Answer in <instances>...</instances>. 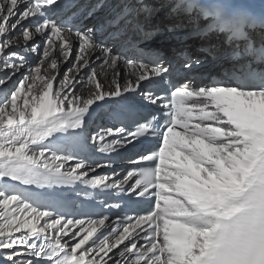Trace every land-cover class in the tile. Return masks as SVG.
<instances>
[{"label":"snow or ice","instance_id":"snow-or-ice-1","mask_svg":"<svg viewBox=\"0 0 264 264\" xmlns=\"http://www.w3.org/2000/svg\"><path fill=\"white\" fill-rule=\"evenodd\" d=\"M176 7L208 21L197 35L224 34L231 51L208 55L230 67L208 84L185 78L158 95L144 85L169 67L128 58L95 26H78L81 0H0L3 264H264V9L238 0ZM138 11L129 3L117 15L126 22ZM257 29L259 43L250 36ZM202 63L188 57L181 67L193 73ZM137 95L160 115L132 129L92 128L106 107L123 119L140 106ZM89 141L102 154L154 146L130 159L123 180L88 179L112 167L67 151ZM77 183L104 197L102 208L120 209L108 197L126 194L142 212L69 215L57 189Z\"/></svg>","mask_w":264,"mask_h":264},{"label":"bare ground","instance_id":"bare-ground-1","mask_svg":"<svg viewBox=\"0 0 264 264\" xmlns=\"http://www.w3.org/2000/svg\"><path fill=\"white\" fill-rule=\"evenodd\" d=\"M137 0H104L103 4L96 10L89 14V17L84 21V25L88 27H94L97 29L96 35L97 37L103 39L106 35V31L110 28L109 21H112L113 17H116L117 14L121 11L124 5L131 3L134 5ZM181 0H151L150 3L153 5L154 15L149 17L147 20L152 22L154 18L158 21L161 26H165L166 29H169L170 25H172L171 32L169 34V41L170 43L167 45L166 48H162V50L166 53V58H172V52L175 48V42H179L185 39L186 33H190L192 30L193 22L191 21V13H186L183 10L177 9V4L180 3ZM164 16V17H163ZM171 18H175L174 20H170ZM125 24H122V27H125ZM115 33H120V28L115 30ZM209 44L213 45V49L216 52L221 50L231 51L225 45V36L224 34H216L210 33L208 35ZM122 39V38H120ZM112 42V41H111ZM111 42H108L109 46L116 47V43L113 45ZM202 40L196 41V39L189 40L187 44V48L189 50H195L199 47H203V44H206L207 41L202 42ZM207 59L211 60V68H217L221 64L230 65L229 62L214 58L211 55H206ZM29 60L31 63H36L35 54H29ZM232 63V61H231ZM55 87V85H54ZM100 127H111L109 124L106 123V114L104 111H101L99 114L98 119L96 120L95 124L92 125V128L99 130ZM91 144V141H89ZM72 163V162H70ZM67 167V165H66ZM118 177L123 172V166L121 165L117 169ZM93 176H97L96 173H90L88 179H91ZM101 176V175H100ZM2 262L3 260L0 259Z\"/></svg>","mask_w":264,"mask_h":264},{"label":"rangeland","instance_id":"rangeland-1","mask_svg":"<svg viewBox=\"0 0 264 264\" xmlns=\"http://www.w3.org/2000/svg\"><path fill=\"white\" fill-rule=\"evenodd\" d=\"M163 17H164V16H163ZM155 19H156V18H154V20H155ZM154 20H153V21H154ZM148 21H149V20H148ZM208 37H209V36H207L206 38H208ZM208 39H209V38H208ZM201 43H202V42H201ZM26 71H27V70H26Z\"/></svg>","mask_w":264,"mask_h":264}]
</instances>
